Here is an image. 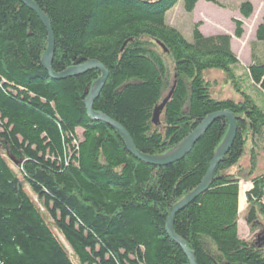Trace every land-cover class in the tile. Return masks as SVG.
<instances>
[{"label": "trees", "instance_id": "1", "mask_svg": "<svg viewBox=\"0 0 264 264\" xmlns=\"http://www.w3.org/2000/svg\"><path fill=\"white\" fill-rule=\"evenodd\" d=\"M33 1L54 32L53 70L102 64L108 78L93 110L120 124L142 154L171 151L215 113L236 117L212 184L176 214L174 232L197 264H264V107L241 86L231 36H205L194 23L188 40L168 21L179 0ZM199 1L182 0L185 13ZM239 12L249 19L252 0ZM234 23L241 38L243 24ZM261 42L264 16L245 68L264 102ZM46 46L37 15L20 0H0V264H189L166 231L168 213L201 184L228 121L215 120L180 161L137 160L119 132L88 116L82 97L100 72L52 80L41 65ZM214 69L237 99L212 96L206 74ZM172 88L156 125L154 110ZM247 155L246 175L230 173ZM241 177L251 183L245 220L258 241L238 237Z\"/></svg>", "mask_w": 264, "mask_h": 264}, {"label": "water", "instance_id": "2", "mask_svg": "<svg viewBox=\"0 0 264 264\" xmlns=\"http://www.w3.org/2000/svg\"><path fill=\"white\" fill-rule=\"evenodd\" d=\"M25 6L28 7L29 10L34 12L39 20L41 21L43 27L47 32V46L42 55L41 65L43 69L48 73L49 77L52 80H65L67 78H72L77 75L84 74L88 71L98 70L100 72L99 78L91 85L89 92L85 93L82 97L83 104L86 107L88 116L93 121H99L107 124L111 128L115 129L124 140L126 149L137 159L142 162L154 165V166H165L175 163L177 161L182 160L186 155L190 153L194 144L202 137V135L206 132L209 126L217 119L225 118L228 121V131L218 147L215 151L213 158L211 160L209 169L206 173V176L202 180L201 184L194 189L192 192L187 194L184 198H182L179 202L174 204L169 213L166 221V231L168 235L182 248L185 253L189 264H197L195 260L194 253L187 247L186 243L176 235L174 232V220L176 214L185 208L188 204H190L193 200H195L198 196L204 193L213 182L215 172L217 170L218 165L221 163L225 155L230 150L234 139L237 134V119L230 111H222L219 113H215L213 115L208 116L192 133H190L181 143H179L175 148L171 151L163 154V155H144L137 150L135 147L131 137L126 132V130L117 122L111 120L107 116L102 113L95 112L93 110V105L96 99L98 98L101 90L103 89L107 78H108V70L97 61H87L84 64L76 65L66 69L61 73H57L53 70L52 63L55 52V36L51 26V22L48 16L40 9V7L33 0H20ZM164 52H167L166 49ZM173 88L167 97L162 101L160 106H157L153 113V123L158 125L160 115L170 99Z\"/></svg>", "mask_w": 264, "mask_h": 264}, {"label": "rangeland", "instance_id": "3", "mask_svg": "<svg viewBox=\"0 0 264 264\" xmlns=\"http://www.w3.org/2000/svg\"><path fill=\"white\" fill-rule=\"evenodd\" d=\"M223 7L207 3L200 0L192 14H187L182 8V0L168 14L170 24L176 25L184 32L188 40H192V26L194 23H201L200 31L205 36L218 34H228L232 38V49L236 54L239 65L235 70L237 76L242 77L241 86L243 90L252 95L257 103L264 107L263 98L250 86L245 79V68L251 63V45L256 41V29L264 16V0H252L254 12L249 19H245L239 12V6L246 0H218ZM238 20L243 24V36L235 37V23ZM264 44V42H261ZM259 43V55L264 59V46ZM171 70L173 63L169 56H164ZM173 75V73L171 74ZM206 79L213 82L215 87L212 88V96L219 99H237L238 95L232 89L230 83H225V73L220 70H209ZM213 85V84H211ZM228 131V130H227ZM260 165L257 167L260 172H264V155L260 158ZM251 169L248 161V155L241 160L240 167L233 168L230 173L245 176ZM251 188V183L245 178L240 179V202H239V219H238V237L245 241L256 240V233H251L250 228L245 220L248 208L246 193ZM258 241V240H256Z\"/></svg>", "mask_w": 264, "mask_h": 264}]
</instances>
